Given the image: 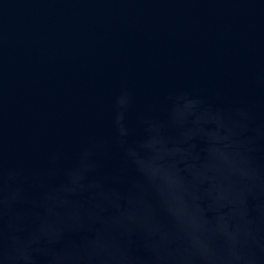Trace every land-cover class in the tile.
<instances>
[{"label": "clouds", "instance_id": "9594fccd", "mask_svg": "<svg viewBox=\"0 0 264 264\" xmlns=\"http://www.w3.org/2000/svg\"><path fill=\"white\" fill-rule=\"evenodd\" d=\"M133 103L122 84L111 137L35 168L10 163L0 116V264H264V100Z\"/></svg>", "mask_w": 264, "mask_h": 264}, {"label": "water", "instance_id": "95a60500", "mask_svg": "<svg viewBox=\"0 0 264 264\" xmlns=\"http://www.w3.org/2000/svg\"><path fill=\"white\" fill-rule=\"evenodd\" d=\"M260 77L264 0H0L10 163L43 167L56 149L70 162L85 139L111 137L124 83L134 117L175 88L260 103Z\"/></svg>", "mask_w": 264, "mask_h": 264}]
</instances>
